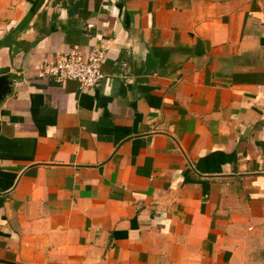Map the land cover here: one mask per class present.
Here are the masks:
<instances>
[{
  "label": "crops",
  "instance_id": "0c3cea01",
  "mask_svg": "<svg viewBox=\"0 0 264 264\" xmlns=\"http://www.w3.org/2000/svg\"><path fill=\"white\" fill-rule=\"evenodd\" d=\"M4 75L0 264H264V0H0Z\"/></svg>",
  "mask_w": 264,
  "mask_h": 264
},
{
  "label": "built area",
  "instance_id": "2783aa9c",
  "mask_svg": "<svg viewBox=\"0 0 264 264\" xmlns=\"http://www.w3.org/2000/svg\"><path fill=\"white\" fill-rule=\"evenodd\" d=\"M106 57L104 47H93L84 53L79 46H75L69 52L58 54L51 64L39 67L38 76L42 79L53 78L61 85L76 81L83 89H95L104 79L101 66Z\"/></svg>",
  "mask_w": 264,
  "mask_h": 264
},
{
  "label": "water",
  "instance_id": "95a60500",
  "mask_svg": "<svg viewBox=\"0 0 264 264\" xmlns=\"http://www.w3.org/2000/svg\"><path fill=\"white\" fill-rule=\"evenodd\" d=\"M14 81L7 75L0 77V105L11 94Z\"/></svg>",
  "mask_w": 264,
  "mask_h": 264
}]
</instances>
